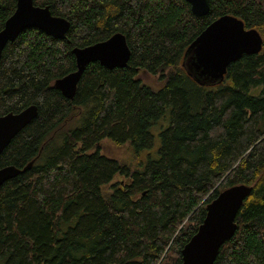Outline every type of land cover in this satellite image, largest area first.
<instances>
[{
    "label": "trees",
    "instance_id": "1",
    "mask_svg": "<svg viewBox=\"0 0 264 264\" xmlns=\"http://www.w3.org/2000/svg\"><path fill=\"white\" fill-rule=\"evenodd\" d=\"M33 4L70 26L64 40L25 30L0 57V116L37 107L0 155V168L32 163L0 186V264H181L206 204L240 184L252 191L213 264H264V0H209L200 18L183 0ZM15 8L0 0V31ZM223 15L256 29L262 50L232 63L221 83H197L187 48ZM116 33L131 52L127 66L88 64L66 99L54 84L76 70L72 49ZM140 72L163 87L145 86ZM166 111L157 159L133 167L102 154L151 148L150 127Z\"/></svg>",
    "mask_w": 264,
    "mask_h": 264
},
{
    "label": "water",
    "instance_id": "2",
    "mask_svg": "<svg viewBox=\"0 0 264 264\" xmlns=\"http://www.w3.org/2000/svg\"><path fill=\"white\" fill-rule=\"evenodd\" d=\"M190 5L195 17L209 13V0H183ZM69 22L52 16L48 7H39L33 0H16L13 14L0 31V57L8 43L14 42L25 30L35 29L48 37L64 40ZM263 38L256 29H246L241 20L223 15L212 21L187 48L185 59L191 67L190 76L200 84L221 83L228 67L243 56H252L262 50ZM76 70L57 80L54 87L66 99H72L85 67L99 63L106 69L125 68L130 60V49L125 36L116 33L103 42L84 48H73ZM37 117V107L29 106L19 113L0 116V155L26 126ZM32 163L18 169L0 168V186L27 172ZM252 187L234 185L220 191L205 206V218L196 233L181 250V264H213L220 247L236 231L235 218L250 195Z\"/></svg>",
    "mask_w": 264,
    "mask_h": 264
},
{
    "label": "rangeland",
    "instance_id": "3",
    "mask_svg": "<svg viewBox=\"0 0 264 264\" xmlns=\"http://www.w3.org/2000/svg\"><path fill=\"white\" fill-rule=\"evenodd\" d=\"M137 77L142 82V84L151 88L153 91H159L164 85V82L159 78L158 75L155 76L145 72H140ZM258 91L259 89L255 88L251 90V93L257 94ZM168 113L169 111H166L165 114L154 125L150 127V133L153 136V142L151 148L146 150H140L136 154L134 152L133 147L130 144H126L122 147L106 146L102 154L110 158L116 159L122 163L132 165L133 167L137 166L138 160H140L141 163L143 164L147 161L148 158L153 160L157 159L158 149L160 147V136H159L160 132L165 128H167L169 125ZM81 118L80 117L75 118L72 122H70L66 126V128L62 132H60L57 135L56 137L57 144L61 143L64 133L75 129L80 125Z\"/></svg>",
    "mask_w": 264,
    "mask_h": 264
},
{
    "label": "bare ground",
    "instance_id": "4",
    "mask_svg": "<svg viewBox=\"0 0 264 264\" xmlns=\"http://www.w3.org/2000/svg\"><path fill=\"white\" fill-rule=\"evenodd\" d=\"M70 25V24H69Z\"/></svg>",
    "mask_w": 264,
    "mask_h": 264
}]
</instances>
